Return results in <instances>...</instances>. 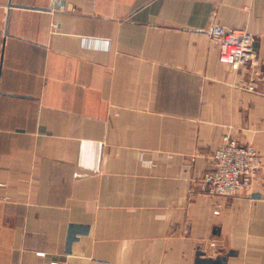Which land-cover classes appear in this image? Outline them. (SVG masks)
Returning a JSON list of instances; mask_svg holds the SVG:
<instances>
[{"label": "crops", "instance_id": "crops-1", "mask_svg": "<svg viewBox=\"0 0 264 264\" xmlns=\"http://www.w3.org/2000/svg\"><path fill=\"white\" fill-rule=\"evenodd\" d=\"M225 135L264 157V0H0V264H264V166L203 180Z\"/></svg>", "mask_w": 264, "mask_h": 264}, {"label": "built area", "instance_id": "built-area-1", "mask_svg": "<svg viewBox=\"0 0 264 264\" xmlns=\"http://www.w3.org/2000/svg\"><path fill=\"white\" fill-rule=\"evenodd\" d=\"M210 33L219 44L222 63L239 70L253 61L256 41L248 31L213 24ZM212 162V169L203 178L208 193L234 197L251 192L264 166V157L255 148L241 145L225 135L222 145L212 155Z\"/></svg>", "mask_w": 264, "mask_h": 264}, {"label": "water", "instance_id": "water-1", "mask_svg": "<svg viewBox=\"0 0 264 264\" xmlns=\"http://www.w3.org/2000/svg\"><path fill=\"white\" fill-rule=\"evenodd\" d=\"M59 9V5H57ZM257 42L254 43V49L256 51ZM253 198H260V194H254ZM89 233V226L81 225H72L69 230L68 239H67V251L70 253L72 245L74 242L78 241V235H86ZM236 255V252L233 250L228 251L224 255H218L215 258L207 257L206 253L203 251L201 246L198 247L196 253L195 264H227L230 256Z\"/></svg>", "mask_w": 264, "mask_h": 264}, {"label": "rangeland", "instance_id": "rangeland-1", "mask_svg": "<svg viewBox=\"0 0 264 264\" xmlns=\"http://www.w3.org/2000/svg\"><path fill=\"white\" fill-rule=\"evenodd\" d=\"M246 31H248V30H246ZM249 32V31H248ZM249 33H251V32H249ZM252 34V33H251ZM253 35V34H252ZM254 36V35H253ZM254 38H255V36H254ZM255 40H256V38H255ZM254 60V59H253ZM252 63V62H251ZM250 63V64H251ZM247 67V66H246ZM229 136V135H228ZM231 137V136H230ZM224 138V137H223ZM233 138V137H232ZM233 139H235V138H233ZM237 142H238V140L237 139H235ZM239 143V142H238ZM240 144V143H239ZM241 145H243V144H241ZM244 146H250V145H244ZM252 147V146H251ZM254 148V147H253ZM261 154V153H260ZM262 155V154H261ZM263 156V155H262Z\"/></svg>", "mask_w": 264, "mask_h": 264}]
</instances>
